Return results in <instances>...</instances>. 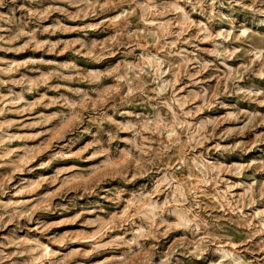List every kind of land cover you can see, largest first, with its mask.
Segmentation results:
<instances>
[{
  "label": "rangeland",
  "instance_id": "rangeland-1",
  "mask_svg": "<svg viewBox=\"0 0 264 264\" xmlns=\"http://www.w3.org/2000/svg\"><path fill=\"white\" fill-rule=\"evenodd\" d=\"M0 264H264V0H0Z\"/></svg>",
  "mask_w": 264,
  "mask_h": 264
}]
</instances>
